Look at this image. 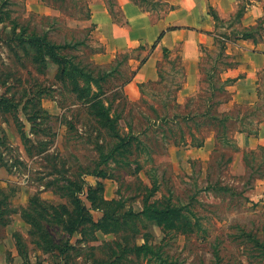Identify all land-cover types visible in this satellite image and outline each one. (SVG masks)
<instances>
[{
  "label": "rangeland",
  "instance_id": "obj_1",
  "mask_svg": "<svg viewBox=\"0 0 264 264\" xmlns=\"http://www.w3.org/2000/svg\"><path fill=\"white\" fill-rule=\"evenodd\" d=\"M90 1L68 0L62 8L60 1L43 0L47 11L38 14L28 10L32 6L28 0H0V95L21 99L18 109L0 104V264H264V176L258 177L264 174V150L244 157V151L217 140L205 158L180 154L177 146L191 143L195 124L179 118L163 120L183 114L190 97L178 100L184 71L175 56L176 61L162 66L159 82L148 84L145 94L140 88L139 99L116 93L113 105L102 104L112 107V133L131 128L139 136L133 147L141 142L138 155L129 162L120 154L108 161L102 160L101 151L108 153L114 138L106 144L100 141L103 135L98 134L88 105L60 81L58 65L51 61L47 68L35 66L10 40L13 26L18 32L24 27L49 29L56 41L83 40L85 44L71 52L76 60L98 65H92L96 71L111 70L107 87L120 84L138 66L140 49L131 51L118 70L111 63L96 62L93 53L100 45L95 28L79 17ZM232 21L220 22L221 39L225 34L234 37L231 29L240 28ZM218 39L212 47L203 46L201 69L216 59ZM204 78L202 71L199 91L206 86ZM97 88L93 84V90ZM113 94L111 90L106 96L110 99ZM211 131L216 135L209 128L194 132L206 138ZM103 133L110 134L105 129ZM53 163L58 165L55 171ZM93 170L107 177H97ZM63 175L84 183L79 196L96 220H102L104 213L109 217L97 231L79 226L70 239L67 221L64 228L45 223L52 233L44 249L35 242L36 233H30L35 220L25 210L34 194L45 204L72 209L70 199L50 186L52 181L62 184ZM98 181L103 191L89 193L88 186L96 187ZM171 203L183 206L186 218L153 216L155 208L172 207ZM67 217L63 213V219ZM65 240L68 249L61 253L55 243L63 246Z\"/></svg>",
  "mask_w": 264,
  "mask_h": 264
},
{
  "label": "trees",
  "instance_id": "obj_2",
  "mask_svg": "<svg viewBox=\"0 0 264 264\" xmlns=\"http://www.w3.org/2000/svg\"><path fill=\"white\" fill-rule=\"evenodd\" d=\"M61 2V7L65 8L67 6L68 0H55ZM135 1L143 10L145 11H154L168 8V5L163 2H158L156 0H133ZM254 0H240L238 3V8L235 15L231 18L232 22L236 24L241 23V18L244 15L247 7ZM115 3L113 0H108V7L111 13L115 18H119V12L115 8ZM170 9L174 8L173 6H169ZM90 8L87 6L86 13L84 15H80L81 18H89L90 17ZM214 18L219 22H227L224 19H221L216 12L213 11ZM1 19V18H0ZM2 20V19H1ZM241 29H236L232 31L235 36L230 37L229 34H225V39H218V52L216 55V59L214 62L208 67L201 69L204 71L205 85L201 91L190 96L187 99L186 108L187 110L183 114H174L172 119H169L168 116L164 117L163 120L167 121V123L176 121L177 118L184 120L186 122L192 121L195 124V129L190 130V137L192 139L191 143H183L184 145H192V146H202L205 142V137H197L195 132L203 131L205 128H209L216 132V137L218 142H221L224 145L231 146L233 150L238 151L239 147L236 144L235 133L236 132H246L248 135L256 136L258 135L259 128L262 122H264V77L262 82H260V86L258 88L259 99L257 102L253 104H236L234 109L230 111H225L221 108V106L228 102L231 99V93L228 90V86L232 84L235 79H224L222 74L224 71L232 67L235 63L229 61V56L226 54V42L227 40H237V39H253L254 41H258L263 38L264 32V17L258 20L257 24L251 27H240ZM3 36H0L2 39ZM11 38V39H10ZM8 39L13 40L15 45L22 49V51L30 56L31 61L35 66H46L52 61L53 63L58 65V74L60 81L65 82L64 84L68 85L79 99L83 101V103L87 104L90 109L91 117L96 122V127L98 129V134L103 135L100 138L104 140H100L104 142V144L108 143L105 140L114 138V141L109 143L111 147L110 151L106 154H103L101 151L102 160H108L116 158V155L120 154L127 158V161H130V157L136 154L138 155L139 145L141 142L138 141L136 148L135 141L138 140V134L135 133L131 128L127 132H114L112 133L111 124L113 123L111 111L112 107L108 106L103 108L102 104L104 101H107L109 105L112 103L115 98L116 93L122 95L124 98L128 99V95L125 94V86L128 84L134 77L135 73L143 63L141 61L139 65L133 69L132 73L128 78L121 81L120 84L115 86H108L110 83V77L112 75L111 70H95V67H98L96 64H85L82 60H76L77 56L71 54V52L77 47L79 44H85L83 40H74L65 38L64 41H56L51 37L49 29L43 30L39 32L37 30H27L24 27L20 32H18L17 27L13 26L11 31V36ZM142 47V46H141ZM203 51V45L201 46ZM103 46L100 45L98 49L93 52V54L101 51ZM135 50V49H134ZM131 50V51H134ZM131 51L120 52L117 54L109 66L113 67L114 70H118L119 66H122L124 62H126L128 55ZM122 55V56H121ZM120 56L122 59H120ZM219 64L216 66V64ZM222 65L220 68L219 65ZM94 65V66H92ZM102 67V66H101ZM106 67V66H105ZM162 66L160 67V77L162 78L161 72ZM159 82L157 80H150L147 82L139 83V87L143 94L146 93V86L150 83ZM93 84H95L98 88L97 90H93ZM181 86V85H180ZM180 86L177 88V93L179 91ZM114 92V96L109 99L106 94L111 91ZM117 91H120L118 93ZM174 98L177 99L175 94ZM21 100V99H20ZM19 101H16L13 98L8 96L0 95V104L3 107L13 106L14 109L19 108ZM29 100H33V98H29ZM110 101V102H109ZM164 106L168 107L167 101L164 103ZM119 116V114H117ZM114 116V115H113ZM162 120V121H163ZM110 133H103L104 129ZM111 129V130H109ZM26 131H24L25 135ZM103 133V134H102ZM109 136V138L107 137ZM30 140V139H29ZM116 141V142H115ZM100 148L104 146L103 144H97ZM259 149H263V146H259ZM256 149L253 150H244V157L248 154L255 153ZM129 157V158H128ZM58 165L53 163V170H57ZM91 173L96 175L97 177H107L105 173L101 174L100 171L93 170ZM61 175V174H59ZM264 174H260L258 177H263ZM64 180L61 181L62 184H58L55 181L50 182V186H52L53 191L61 196H65L70 199L72 204V209H68L64 206V204L55 205L53 203L45 204V201L41 198L40 195L34 194L30 197L28 207L26 208V213L29 214V217H32L35 222L31 223V234L34 235L36 233L35 242L39 244L40 247L46 249L44 242H46V237L51 234L52 230L48 228L45 223L50 226H62L64 228L65 221H67V225H65L68 233V238L78 231L79 226L89 227L95 231L101 229L102 220L109 217L107 213H104V217L102 220H96L91 213V207H88L87 204L82 200L79 196V193L84 189V183H80V179L73 178L71 176L66 177L63 175ZM104 185L102 182L98 181L96 187L92 185L88 186V191L97 192L98 190L103 191ZM155 189L153 192H156ZM90 201L94 202V198L87 195ZM172 205V203H171ZM144 207L146 208V203L144 201ZM184 209L183 206H179L177 204H173L172 207L169 205L165 206V208H155L153 211V216L159 220L166 218V220L171 215L175 216L176 219L181 217V219L186 218L181 214V210ZM63 210V211H62ZM146 210V209H145ZM144 210V211H145ZM142 211V213L144 212ZM46 214L45 216L43 214ZM64 215L68 216L67 219H63ZM30 219V218H29ZM174 219V218H172ZM44 221V222H43ZM176 224V222L174 221ZM21 240V239H20ZM68 240H65L63 246H59L55 243V248L58 249L61 253L65 252L67 248ZM43 245V246H42ZM18 250L19 246L17 245ZM69 247V246H68Z\"/></svg>",
  "mask_w": 264,
  "mask_h": 264
},
{
  "label": "crops",
  "instance_id": "obj_3",
  "mask_svg": "<svg viewBox=\"0 0 264 264\" xmlns=\"http://www.w3.org/2000/svg\"><path fill=\"white\" fill-rule=\"evenodd\" d=\"M113 1L119 18L111 13L108 0H91L90 17L83 19L86 25L95 28L94 38L103 46L93 58L100 64H109L120 52L140 49L137 58L140 59L139 63H143L125 86L129 98L136 100L141 96L139 83L158 79L160 67L170 64L175 56L184 71V80L178 91L181 102L202 86L201 46L212 47L219 37V28L223 26L216 21L213 11L228 21L235 15L240 0H156L165 2L168 8L163 10L160 7L154 11L143 10L133 0ZM28 3H32L28 10L34 13L44 14L47 11L43 0H28ZM169 6L174 8L170 9ZM263 17L264 0H254L238 26L251 27ZM234 30L232 28L230 33ZM226 54L229 61L235 64L227 68L222 77L235 81L228 86L231 99L221 108L230 111L236 104H253L259 99L258 88L264 77V35L258 41L242 38L227 40ZM234 137L241 151L264 147V122L258 135L236 132ZM216 143L217 137L211 131L202 146L177 148L180 154L184 153L189 158H205Z\"/></svg>",
  "mask_w": 264,
  "mask_h": 264
}]
</instances>
